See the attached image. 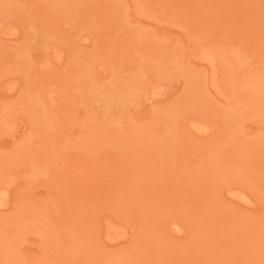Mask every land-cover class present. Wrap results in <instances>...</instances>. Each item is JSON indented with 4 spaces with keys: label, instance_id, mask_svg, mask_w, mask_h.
<instances>
[{
    "label": "rangeland",
    "instance_id": "obj_1",
    "mask_svg": "<svg viewBox=\"0 0 264 264\" xmlns=\"http://www.w3.org/2000/svg\"><path fill=\"white\" fill-rule=\"evenodd\" d=\"M0 264H264V0H0Z\"/></svg>",
    "mask_w": 264,
    "mask_h": 264
},
{
    "label": "bare ground",
    "instance_id": "obj_2",
    "mask_svg": "<svg viewBox=\"0 0 264 264\" xmlns=\"http://www.w3.org/2000/svg\"><path fill=\"white\" fill-rule=\"evenodd\" d=\"M254 96V95H253Z\"/></svg>",
    "mask_w": 264,
    "mask_h": 264
}]
</instances>
